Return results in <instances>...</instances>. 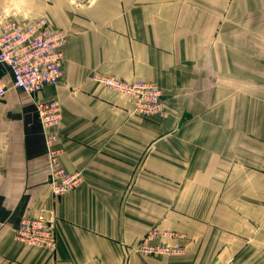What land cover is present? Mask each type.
Returning <instances> with one entry per match:
<instances>
[{
	"label": "crops",
	"instance_id": "crops-1",
	"mask_svg": "<svg viewBox=\"0 0 264 264\" xmlns=\"http://www.w3.org/2000/svg\"><path fill=\"white\" fill-rule=\"evenodd\" d=\"M44 16L66 33L62 76L0 100V264H264V0H0L2 17ZM160 86L167 115L95 73ZM79 184L54 199L36 100ZM52 219L54 249L14 239L24 216ZM180 254L142 257L151 227Z\"/></svg>",
	"mask_w": 264,
	"mask_h": 264
},
{
	"label": "built area",
	"instance_id": "built-area-1",
	"mask_svg": "<svg viewBox=\"0 0 264 264\" xmlns=\"http://www.w3.org/2000/svg\"><path fill=\"white\" fill-rule=\"evenodd\" d=\"M66 33L51 27L43 16L17 19L5 16L0 21V62L10 71L11 87L36 95L48 85L59 82L62 76V46ZM93 79L111 91L130 97L131 114L150 117L167 115L163 91L151 81H126L115 75L95 73ZM10 86L0 79V100L4 98ZM35 111L44 130V139L49 164V182L51 193L57 199L74 189L81 180V172H66L60 164L57 140L50 128L58 125L61 106L58 100H36ZM176 231L151 226L140 238L133 250L142 257L180 254L184 246ZM14 239L29 246L54 249L56 245L55 228L52 219L42 215L24 216L14 230Z\"/></svg>",
	"mask_w": 264,
	"mask_h": 264
},
{
	"label": "rangeland",
	"instance_id": "rangeland-1",
	"mask_svg": "<svg viewBox=\"0 0 264 264\" xmlns=\"http://www.w3.org/2000/svg\"><path fill=\"white\" fill-rule=\"evenodd\" d=\"M77 1H80V2H83L84 0H77ZM44 17V16H43ZM46 18V17H45ZM47 19V18H46Z\"/></svg>",
	"mask_w": 264,
	"mask_h": 264
}]
</instances>
